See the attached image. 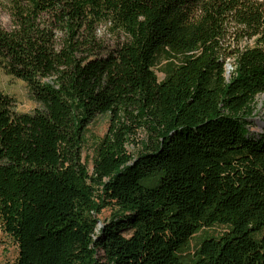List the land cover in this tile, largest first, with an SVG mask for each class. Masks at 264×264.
<instances>
[{
  "label": "trees",
  "instance_id": "trees-1",
  "mask_svg": "<svg viewBox=\"0 0 264 264\" xmlns=\"http://www.w3.org/2000/svg\"><path fill=\"white\" fill-rule=\"evenodd\" d=\"M3 2L0 68L41 106L16 113L0 93L16 264H264V132L247 122L264 94V0ZM102 25L123 40L106 46Z\"/></svg>",
  "mask_w": 264,
  "mask_h": 264
},
{
  "label": "rangeland",
  "instance_id": "rangeland-1",
  "mask_svg": "<svg viewBox=\"0 0 264 264\" xmlns=\"http://www.w3.org/2000/svg\"><path fill=\"white\" fill-rule=\"evenodd\" d=\"M3 0H0V27L4 29H9L11 27V18L7 8L3 5ZM98 37L104 41L106 46H113L116 42L122 41L123 37H117L115 35H110L106 32V27L104 25L99 27ZM162 61L159 66L156 67V75L159 81L163 79V74L160 72V68L163 66ZM228 70L232 67L228 65ZM0 93L8 96L12 102L11 108L16 113L32 114L35 110L40 109L39 103L35 102L26 86V84L20 79L9 76L3 72L0 68ZM256 104V114L255 116L259 118V121L264 123V97L258 96L255 100ZM109 127L108 117L100 116L93 123L88 126L87 135L85 138V143L82 145V159L86 160L88 158V168L92 169L91 158L93 156V151L95 144L100 140ZM130 144L127 145V150L130 154L136 155L142 148L141 142L145 140V134L142 131H137L136 135L131 137ZM113 211L110 208H105L101 211L99 215L100 224L110 218ZM214 235L221 232V229L216 228L212 230ZM195 241H193L194 243ZM18 257V246L17 244L7 236L1 229L0 226V264H16Z\"/></svg>",
  "mask_w": 264,
  "mask_h": 264
},
{
  "label": "built area",
  "instance_id": "built-area-1",
  "mask_svg": "<svg viewBox=\"0 0 264 264\" xmlns=\"http://www.w3.org/2000/svg\"><path fill=\"white\" fill-rule=\"evenodd\" d=\"M258 96H263L264 97V94H261V95H258ZM256 98H255V100H256ZM255 100H254V103L252 105L251 114L248 117V120H249L248 123H252V124H254V126H249V128L251 130H253L254 132L262 133V132H264V123L259 121V118H257L255 116V114H256V111H255V108H256Z\"/></svg>",
  "mask_w": 264,
  "mask_h": 264
},
{
  "label": "water",
  "instance_id": "water-1",
  "mask_svg": "<svg viewBox=\"0 0 264 264\" xmlns=\"http://www.w3.org/2000/svg\"><path fill=\"white\" fill-rule=\"evenodd\" d=\"M247 122H249V120Z\"/></svg>",
  "mask_w": 264,
  "mask_h": 264
}]
</instances>
